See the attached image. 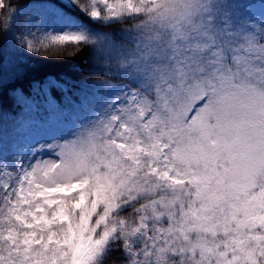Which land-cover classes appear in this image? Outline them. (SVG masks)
I'll use <instances>...</instances> for the list:
<instances>
[{
    "label": "snow or ice",
    "instance_id": "obj_1",
    "mask_svg": "<svg viewBox=\"0 0 264 264\" xmlns=\"http://www.w3.org/2000/svg\"><path fill=\"white\" fill-rule=\"evenodd\" d=\"M0 264H264V0H0Z\"/></svg>",
    "mask_w": 264,
    "mask_h": 264
},
{
    "label": "trees",
    "instance_id": "obj_2",
    "mask_svg": "<svg viewBox=\"0 0 264 264\" xmlns=\"http://www.w3.org/2000/svg\"><path fill=\"white\" fill-rule=\"evenodd\" d=\"M31 1L46 2V0H21V3H29ZM52 2H58V0H52ZM48 55L56 58L42 59L40 56L33 57L37 61L35 68L38 77L50 74L56 76L64 75L75 81H92L98 78L90 74L87 52L73 56L71 50H69L63 54L49 53Z\"/></svg>",
    "mask_w": 264,
    "mask_h": 264
},
{
    "label": "rangeland",
    "instance_id": "obj_3",
    "mask_svg": "<svg viewBox=\"0 0 264 264\" xmlns=\"http://www.w3.org/2000/svg\"><path fill=\"white\" fill-rule=\"evenodd\" d=\"M29 3H31L34 6H39V4H41L40 2H37V1H31Z\"/></svg>",
    "mask_w": 264,
    "mask_h": 264
}]
</instances>
